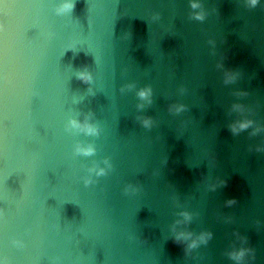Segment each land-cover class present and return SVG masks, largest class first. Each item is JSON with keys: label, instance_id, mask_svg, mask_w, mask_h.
Wrapping results in <instances>:
<instances>
[{"label": "water", "instance_id": "obj_1", "mask_svg": "<svg viewBox=\"0 0 264 264\" xmlns=\"http://www.w3.org/2000/svg\"><path fill=\"white\" fill-rule=\"evenodd\" d=\"M63 2L0 0V260L264 264V0Z\"/></svg>", "mask_w": 264, "mask_h": 264}, {"label": "clouds", "instance_id": "obj_2", "mask_svg": "<svg viewBox=\"0 0 264 264\" xmlns=\"http://www.w3.org/2000/svg\"><path fill=\"white\" fill-rule=\"evenodd\" d=\"M251 3L255 4L256 0H251ZM72 6L73 5L71 3V0H64V2L61 4V7H60L59 11H64V10L71 9ZM192 7L193 8L199 7V4H198L197 0H192ZM194 15L198 19H202L203 18L200 13H194ZM80 78L85 80L86 82L91 79V77H90V75L88 73H80ZM233 78L234 77H232L230 74H228L227 78H226V82H229ZM129 87H132V86L129 85ZM150 92H151L150 88H142V89L138 90L137 95L141 99H146V98H148L150 96ZM138 107H143V105H139ZM235 107H239V106L237 105ZM182 108H183V105L175 106V111L178 112ZM143 123H144L145 126H150L151 120L146 118V119L143 120ZM251 123H252V121H250V120L237 122V124L233 125V131L235 132V131H238L240 129L247 128ZM70 124L73 127H79L81 129L86 130V131L91 132V133H95L97 131V129L88 122V117L87 116L85 117V120L83 122H80V121H77V120L73 119V120L70 121ZM77 151L83 152L84 154H91L94 151V148L91 147V146H89L87 148H79L78 147ZM105 163H107V161H105ZM94 170L97 172V174H103L104 171H105V169L99 168V169H89V172L94 171ZM86 182H87V180H86ZM179 215L183 216L184 220L183 221H180V220L176 221L177 224L183 223V222H187L191 218L190 214L188 212H186V211L179 213ZM176 235H177V239L178 240L179 239H188L189 237L192 236V234L188 233V232H178ZM204 238H205L204 234H202L199 237L200 240H203ZM196 244H197V240L196 239H192L191 243L189 244V247H194ZM230 255H231V257L233 259L239 261L244 256V250L241 249L239 251L231 253ZM0 264H4V262L2 260H0Z\"/></svg>", "mask_w": 264, "mask_h": 264}]
</instances>
